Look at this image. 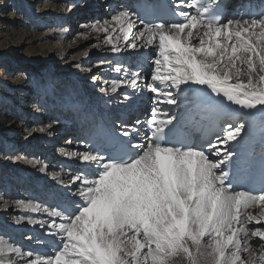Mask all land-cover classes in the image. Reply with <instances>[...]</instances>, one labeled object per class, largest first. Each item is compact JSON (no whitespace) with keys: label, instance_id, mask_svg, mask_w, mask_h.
Instances as JSON below:
<instances>
[{"label":"snow or ice","instance_id":"snow-or-ice-1","mask_svg":"<svg viewBox=\"0 0 264 264\" xmlns=\"http://www.w3.org/2000/svg\"><path fill=\"white\" fill-rule=\"evenodd\" d=\"M83 27L113 53L151 51L99 62L119 75L113 93L148 91L151 107L144 120L66 139L76 163L53 176L61 193L16 201L41 214L27 222L43 231L26 245L0 229V264H264V191L237 190L254 164L237 151L245 123L232 108L264 113V11L225 18L222 0H169L161 15L140 0Z\"/></svg>","mask_w":264,"mask_h":264},{"label":"bare ground","instance_id":"bare-ground-1","mask_svg":"<svg viewBox=\"0 0 264 264\" xmlns=\"http://www.w3.org/2000/svg\"><path fill=\"white\" fill-rule=\"evenodd\" d=\"M112 2L0 0V229L26 245V236L43 231L39 225L29 224L27 219L42 217L31 209L16 206V201L23 199L36 204L44 201L49 193H61L60 185L53 176L62 171L61 165L75 166L76 163L62 154L73 147L65 143L66 139H83L97 115L102 116L110 128L118 126L120 122L131 124L137 119H145L133 108L141 104L143 96L151 97V93L144 91L134 95L131 100H124L123 93L130 90L119 85L113 93L112 80L118 79L119 75L110 71V64L100 65V60L93 61L96 46L85 56L84 52L81 54L79 51L85 44L79 41V37L70 35L75 19L82 15L81 8L85 5L96 9L95 12L97 9L103 11L106 19L114 10L121 8L135 11L129 0L117 9L112 8ZM241 5L242 11L237 12V7ZM248 5L252 10H258L264 5V0L232 2L226 18L244 13ZM93 14H86L84 19H92ZM44 24L47 29L41 31ZM86 33L88 43L100 44L97 49L109 54L106 61H123L121 59L132 53L133 60L128 63H135L141 58L146 59L151 53L150 50L113 53L110 46L97 40L95 33ZM69 47L71 50L66 53ZM23 58L29 62H20ZM35 61L47 63V72L43 77L29 75L34 72L32 65ZM58 63L59 67L56 68ZM93 76L101 79L93 81ZM103 81L107 83L102 84ZM101 86L108 90L107 95L100 91ZM149 102L150 109L151 99ZM259 111V107L249 110L241 106L234 111L240 122L245 123L244 139L254 131ZM49 123H52V128L48 131L52 134L41 133L40 128L47 129ZM65 129L72 132L64 134ZM79 129L81 137L77 134ZM44 163L49 164L47 172L41 169ZM63 171L66 173L70 168ZM26 176L31 183L22 182ZM63 178L66 180L67 176ZM11 185L14 187L8 188ZM28 190L33 191L34 196ZM262 191L264 189L254 194L259 195ZM259 209L257 203L249 211L256 214ZM18 216L24 217L19 223L14 219Z\"/></svg>","mask_w":264,"mask_h":264},{"label":"rangeland","instance_id":"rangeland-1","mask_svg":"<svg viewBox=\"0 0 264 264\" xmlns=\"http://www.w3.org/2000/svg\"><path fill=\"white\" fill-rule=\"evenodd\" d=\"M74 1H80V0H74ZM129 1H131V3H132V1L133 0H129ZM124 2V0H118V2H115V0H113V2H112V8H115V9H117L119 6H121L122 5V7H123V3ZM130 5H132V4H130ZM82 10H83V12H82V15L80 16V17H76V22L74 23V25H73V27H72V31H71V33H70V35H71V37H74V36H77V37H79V41L80 42H83L85 45L84 46H82L80 49H79V51H80V53L81 54H83L82 52H88L89 50H91L92 48H94L95 47V44L94 43H88L89 41H87V38H85V35H84V33H86V32H89L90 30L89 29H86V28H84L83 27V25H86V24H88V23H91V22H93L94 20H96V19H100V20H103V19H106V17H105V14H104V12L103 11H100L99 9H97V12H95L96 11V9H94V8H89V7H87V5H85V6H83L82 8H81ZM109 9V8H108ZM89 13H91V14H93L94 16H93V18L92 19H90V20H85L84 19V16L86 15V14H89ZM84 14V15H83ZM99 16V17H98ZM104 17V18H103ZM42 19V18H41ZM108 19V18H107ZM44 20H46V19H44ZM47 21V20H46ZM47 25H43V28H41L42 30L41 31H44L45 30V28L47 29V27H46ZM75 33V34H74ZM78 33H79V35H78ZM82 34V35H81ZM91 45V46H90ZM86 48V49H85ZM70 50H71V48L69 47L68 49H67V52L66 53H69L70 52ZM94 51H95V53H96V56L94 57V59H93V61H96V60H100V61H106L105 60V58L106 57H108L109 56V54L108 53H106V52H103V50H99V49H97V48H94ZM131 55H132V53H131ZM131 55H129V56H127V57H125V58H123V59H121V60H123V61H127V62H129L130 60H133L131 57H133V56H131ZM149 55H151V53H149ZM148 55V56H149ZM21 58H19V60H20ZM20 62H23V63H28L29 62V60H27V59H24L23 58V60H21ZM56 65V64H55ZM47 63H45V62H43V63H41V62H38V61H35L34 63H33V65H32V67L34 68V72H30L29 73V75H32V76H34V75H37V76H39V75H42L41 77H43L45 74H46V72H47ZM57 67H59V63H58V65H56V68ZM78 86V85H77ZM79 87V86H78ZM149 99H150V96L149 95H147V96H143V98H142V102H141V104L139 105V106H135L134 108H133V110H136L137 111V113H139L140 115H142V116H144L145 118L147 117V114H148V111H149V107H148V105L150 104V102H149ZM70 133V132H72V130H68V129H65V133L64 134H66V133ZM81 132V130L79 129V130H77V134H81L80 133ZM80 137H81V135H80ZM42 153L44 154V151H42ZM74 166V165H73ZM11 179V178H10ZM7 182L8 183H10L11 181H8L7 180ZM23 183H25V182H27V183H31V179H29V177H27L26 179H24L23 181H22ZM20 183H21V181H20ZM14 186L13 185H11V186H8V188H13ZM28 193H31L32 194V196H34V192L33 191H27Z\"/></svg>","mask_w":264,"mask_h":264}]
</instances>
